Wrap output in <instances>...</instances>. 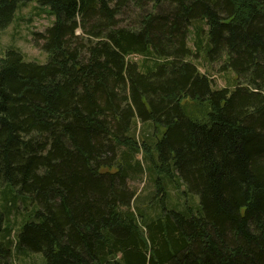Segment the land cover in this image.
<instances>
[{
  "label": "trees",
  "instance_id": "1",
  "mask_svg": "<svg viewBox=\"0 0 264 264\" xmlns=\"http://www.w3.org/2000/svg\"><path fill=\"white\" fill-rule=\"evenodd\" d=\"M32 1L46 60L0 46V264H264V0H0V31Z\"/></svg>",
  "mask_w": 264,
  "mask_h": 264
},
{
  "label": "rangeland",
  "instance_id": "2",
  "mask_svg": "<svg viewBox=\"0 0 264 264\" xmlns=\"http://www.w3.org/2000/svg\"><path fill=\"white\" fill-rule=\"evenodd\" d=\"M133 18V16H131ZM53 20V16L48 13L47 8L39 6L34 1L24 3L23 5L19 6L15 13V17L13 21L3 30L0 31V46L2 49L6 48L7 46H15L18 48L27 60H35L39 62H44L46 60V53L42 51L39 47H36L33 44L32 40V33L35 31H43ZM129 22V20H126ZM191 44V42H190ZM198 64L202 63V60L198 58ZM203 64H205L203 62ZM219 62L213 63L210 67L205 69L200 66L201 71H207L209 75L213 78V85L216 87H224L229 86L231 82L234 80V74L231 71H219ZM189 112L193 115H200L202 113L201 106H195L192 108L190 102H188ZM143 177L140 179H134L130 184L134 188H136L140 193H146L147 190L151 189V187H147L148 182L144 181ZM145 182V184H143ZM179 190L178 187L170 186L169 197L172 200H177L178 202L185 201V196L180 195L175 189ZM17 209H13L9 214L10 221H14V224H18L22 218L23 213H25V208L20 201H17ZM12 235L13 232H12ZM42 258V255L39 254ZM13 259H10V261ZM38 260V261H37ZM15 261L13 264L17 263V257H15ZM31 261V259H29ZM39 262V259H36L35 262ZM26 264H29L28 261Z\"/></svg>",
  "mask_w": 264,
  "mask_h": 264
}]
</instances>
